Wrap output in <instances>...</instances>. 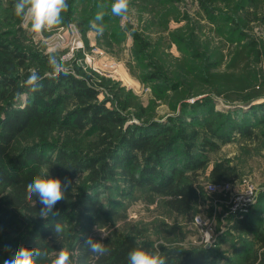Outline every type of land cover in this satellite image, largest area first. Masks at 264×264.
I'll return each mask as SVG.
<instances>
[{
    "label": "trees",
    "instance_id": "1",
    "mask_svg": "<svg viewBox=\"0 0 264 264\" xmlns=\"http://www.w3.org/2000/svg\"><path fill=\"white\" fill-rule=\"evenodd\" d=\"M14 2L0 0V264L21 246L59 251L56 222L66 226L61 240L80 247V264H127L136 241L149 250L158 246L166 264H238L239 258L246 264H264V192L245 217L233 221L231 230L237 236L229 240L228 232H223L208 248L185 247L179 228L168 222L208 201L194 180L206 171L209 152L236 136L254 137L257 125L264 123V103L252 105L248 99L246 111L241 107L224 113L214 109L210 96L191 102L184 98L174 118L140 122L142 117L136 115L139 123L126 125L124 112L130 106L120 100L118 90L113 93L114 86L107 85L111 99L100 101L104 82L76 62L73 74L52 75L48 55L25 45ZM4 22L14 27L4 29ZM32 69L42 78L36 90L25 84ZM160 79L165 78L158 70L145 75L147 82ZM252 83V76L235 84L225 78L213 94L246 91ZM42 166L62 182H72L66 199L55 206L59 215L49 220L39 218V198L34 197L33 206L26 191ZM226 176L225 161L211 167L212 182L225 181ZM141 194L165 219L115 228ZM232 217L225 211V219ZM99 228L108 233L102 242L110 252L97 260L85 240H101ZM228 240L230 252L213 249Z\"/></svg>",
    "mask_w": 264,
    "mask_h": 264
},
{
    "label": "rangeland",
    "instance_id": "2",
    "mask_svg": "<svg viewBox=\"0 0 264 264\" xmlns=\"http://www.w3.org/2000/svg\"><path fill=\"white\" fill-rule=\"evenodd\" d=\"M68 1L63 24L38 40H33L20 24L24 43L48 57L52 49H57L71 74L75 62L83 71L95 74L105 84L100 88V101L111 99L118 90L120 100L130 106L124 112L128 117L126 125L138 124L136 115L142 117L140 122L174 118L178 102L184 98L191 102L210 96L215 101L214 109L224 113L241 107L246 111L248 99L252 105L264 103V0H130L129 19L124 22L111 14L113 0ZM100 11L105 16L97 23L104 25V32L97 35L90 22ZM2 26L9 30L14 27L5 22ZM157 70L165 79L147 82L145 75ZM247 76L253 77L248 90L231 88L223 95L213 94L225 78L235 84ZM107 85L114 86L113 93ZM208 157L206 171L197 174L194 184L210 198L197 204L190 214L168 221L179 228L185 247L202 245L199 231L192 224L194 216L208 219L217 234L218 218L224 215L228 200L244 181L256 189L264 187V123L257 125L254 137L242 140L236 136L209 152ZM223 161L227 163L225 181L212 182L211 167ZM211 184H230L231 188L228 192H207ZM161 214L157 206L147 205L141 194L129 208L126 220L119 221L115 228L126 222H162L165 217ZM213 249L223 254L231 251L228 242ZM238 264L246 263L239 258Z\"/></svg>",
    "mask_w": 264,
    "mask_h": 264
},
{
    "label": "clouds",
    "instance_id": "3",
    "mask_svg": "<svg viewBox=\"0 0 264 264\" xmlns=\"http://www.w3.org/2000/svg\"><path fill=\"white\" fill-rule=\"evenodd\" d=\"M129 6L130 0H113L111 14L119 17L122 22L127 21ZM13 9L14 15L21 20V27L33 40H38L45 33H52L63 24V14L68 11V3L67 0H15ZM104 16L105 13L100 11L90 22L91 28L97 35H102L104 32V25L97 23L103 21ZM48 62L53 70L52 75H59L61 71H66L67 61L63 56L58 57L57 49H52ZM41 79L37 71L31 70L25 84L32 90H36ZM71 183V180L67 179L62 182L60 178L50 175L49 168L41 167L26 186L28 199L33 200V206H35L34 197H38L39 203L42 205L38 212L39 218L49 220L59 215V212L54 210L55 206L66 199ZM53 230L62 244L59 251L49 253L40 248L21 246L14 255L4 260L3 264H80V247H70L67 242L61 240L66 226L56 222ZM98 230L102 234L101 240H94L91 237L85 240L86 248L97 260L110 252V249L102 242L108 237V233L100 228ZM206 235L207 243H209L212 239L211 234L207 233ZM126 259L127 264H166V257L158 246L154 250H149L143 247L141 241H136V247L128 252Z\"/></svg>",
    "mask_w": 264,
    "mask_h": 264
},
{
    "label": "built area",
    "instance_id": "4",
    "mask_svg": "<svg viewBox=\"0 0 264 264\" xmlns=\"http://www.w3.org/2000/svg\"><path fill=\"white\" fill-rule=\"evenodd\" d=\"M231 188V185H208L207 192L214 193L218 189H222L225 192H228ZM264 192V187H260L259 189L248 181H244L243 185L240 186L239 190L235 191V194L232 195V198L228 200V205H226V215H231L236 218H243L245 217L254 205L257 202L258 196L260 193ZM192 224L194 228L199 231L200 234V241L199 244L202 245H213L215 242V232L212 226V223L201 215H197L193 217ZM207 233L211 234V241L207 243Z\"/></svg>",
    "mask_w": 264,
    "mask_h": 264
},
{
    "label": "crops",
    "instance_id": "5",
    "mask_svg": "<svg viewBox=\"0 0 264 264\" xmlns=\"http://www.w3.org/2000/svg\"><path fill=\"white\" fill-rule=\"evenodd\" d=\"M226 211V210H225ZM235 219H239V218H236V217H232V220L228 221L227 219H225V213L224 215H222V217L218 218V221H219V227H218V230L216 231L217 232V236H219L221 233L223 232H228V234L230 235V237H228L229 240L235 238L237 235L236 233H234L232 230H231V227H232V224H233V221ZM216 236V237H217ZM229 240L227 241L229 243ZM230 245V244H229Z\"/></svg>",
    "mask_w": 264,
    "mask_h": 264
},
{
    "label": "water",
    "instance_id": "6",
    "mask_svg": "<svg viewBox=\"0 0 264 264\" xmlns=\"http://www.w3.org/2000/svg\"><path fill=\"white\" fill-rule=\"evenodd\" d=\"M207 246V248L209 247V245H206Z\"/></svg>",
    "mask_w": 264,
    "mask_h": 264
}]
</instances>
